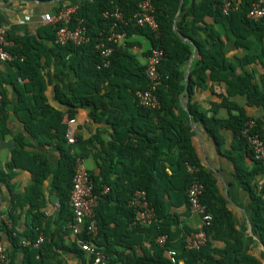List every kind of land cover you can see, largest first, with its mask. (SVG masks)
<instances>
[{"label":"trees","instance_id":"obj_1","mask_svg":"<svg viewBox=\"0 0 264 264\" xmlns=\"http://www.w3.org/2000/svg\"><path fill=\"white\" fill-rule=\"evenodd\" d=\"M141 1L143 0H94L93 2L86 0L73 15L71 23L72 27H75L79 20L84 22L90 38L87 45L81 47L73 44L65 47L54 45L55 34L60 27L57 25L51 26L50 46H44L42 55L40 52L38 55L30 54L33 47L27 50L29 52H16L19 58L15 62L16 79L28 78L31 82L28 90L38 88L31 99L32 108L26 122L27 131L36 137L39 135L38 132L46 131L50 135L51 131L56 129L52 137L59 141L58 149L62 163L55 175L57 179L63 180L68 185L66 202L70 204L75 160L71 153L73 151L76 156L78 155L76 154L77 144L69 146L67 143L69 122L74 118L78 108L91 109L90 115L95 121L100 115L112 119L114 137L110 145L111 151H106L105 167L110 165L115 168L116 162H122V172L115 181L108 178V170L105 167L99 176L91 175L94 192L100 199L96 215L98 234L94 239L85 232L80 236L97 249L102 246L100 241L103 239L104 253L108 257L107 264H172L167 251L178 249L174 241L179 238V233L181 234L182 231L178 228L180 216L170 210L183 205L190 210L188 190L195 180L203 184L202 202L207 206L208 213L213 216L212 226L207 230L209 243L201 251H187L184 248L182 236L177 240L181 246L180 250H177L178 260H183L186 264H263L262 260L247 255L243 251L244 240L236 230L233 215L225 208L219 195L216 179L202 166L192 144L191 134L177 111L180 107L181 95L186 91L189 97L190 113L195 118L204 120L212 136L218 138L220 129L227 128L232 130L247 147L241 132L249 120L238 106L224 99L223 105L229 110L230 119L213 118L207 121L204 119V114L198 111V106L191 103L194 88L210 77L212 81L226 83L229 86V96L234 94L246 96L249 105L264 104V98L258 94L251 79L237 77L232 72V68L226 65L224 48L220 39L213 34L208 35L209 42L201 37L200 32L205 30L200 24H203L205 17L214 16L217 20L228 23L238 21L247 32V28L257 30L264 21L254 22L248 18L254 0H242L240 10L229 15L222 13L218 0H203L201 5H193L177 23L180 33L197 48V58L193 62L190 81L186 86L182 68L191 60L193 46L181 39L174 30V20L180 0H151L156 9L161 37L155 39L149 30L132 23L121 26V29L127 32L128 40L124 45L113 46L110 66L99 69L101 57L96 46L106 38L113 24V20L104 18V13L119 9L129 20L136 14ZM233 33L238 32L233 30ZM134 35L146 36L151 42V49L158 48L164 53L159 68V78L155 83L156 95L160 102V108L156 110L142 108L137 101L136 92L147 90L149 82L145 77L146 65L143 66L138 57L132 53L135 44L130 41V38ZM150 51L145 55L148 56ZM49 54L59 61L58 64L62 68L73 69L77 78L75 84H70L68 92L62 91L58 95L61 103L68 108L66 116L49 110L46 105L44 96L46 85L39 74L38 60L43 56L48 58ZM22 57H25L23 62L20 61ZM13 84L16 86L15 83ZM20 101L26 102L27 98L21 97ZM120 104H125L130 109L120 108ZM232 112H237L238 115H232ZM122 116L128 119L115 121ZM44 119L45 122H49V126L45 124ZM64 120L65 124H63ZM22 150H24L23 144L18 143L13 152L11 169L20 166ZM32 161L35 162L33 159ZM137 161L139 164L134 166ZM166 163L172 167L170 171L165 166ZM46 172L41 167L38 171H34L37 181L40 182V178H45ZM246 182L248 184L247 180ZM104 186H108L110 192L102 195ZM137 190L147 193L149 204L155 210L159 220L158 224L147 228L132 227L135 214L128 207V203ZM253 201V207L257 213V229L261 232L264 243V215L262 214L264 195L258 196L253 192ZM113 203H116L114 205L116 215L109 216L107 213L111 210ZM119 212L125 213L123 215L125 222L117 218ZM116 223L121 225L115 228L117 231L112 228V225ZM3 228L8 227L3 226ZM118 231H123L125 236L130 238L142 235V239L137 244L142 245L148 242L154 250V257L132 258L130 255L114 252L107 242L113 237L112 234L118 238ZM8 234L13 247L21 249V241L14 237L11 231ZM162 235H167L168 238L164 248L156 243V239ZM210 240H222L227 243V247L220 251H213L209 246ZM126 246L128 249H133L132 244H126ZM22 249L27 254V264H34L36 257L41 255L39 251L41 249L36 251L32 246ZM81 252L85 253L82 250Z\"/></svg>","mask_w":264,"mask_h":264},{"label":"crops","instance_id":"obj_2","mask_svg":"<svg viewBox=\"0 0 264 264\" xmlns=\"http://www.w3.org/2000/svg\"><path fill=\"white\" fill-rule=\"evenodd\" d=\"M85 1L0 0V26L7 29L9 51L18 57L16 52H29L27 50L33 47L30 54L38 55L40 52L42 55L44 46H50L49 37L52 35V25L45 22L44 16L50 14L55 17L68 8L78 9ZM202 2L203 0H180L174 20V30L178 32L180 38L182 34L177 28V23L193 5H201ZM200 26L205 30L200 32L202 38L208 40V35L213 34L220 39L226 65L232 68V72L237 77H249L258 94L264 98V23L255 31L247 28L245 32L238 21L228 23L209 16L204 18ZM233 30L238 33L234 34ZM183 40L193 46V56L188 65L182 68L185 81L188 69L190 68L191 71L193 62L197 58V48L185 37ZM130 41L135 44L132 53L145 66L148 58L145 54L151 49L150 40L144 35H134ZM15 62L0 66V90L4 95L3 106L0 108V206L10 224L9 228L2 227L1 235L9 256L8 264H27V254L22 249L23 246L21 249L13 247L9 231L21 243L27 241L33 244L40 237L44 238L41 250L35 249L39 250L41 255L36 257L34 264H93V258L81 252L77 243L79 236H76L72 230V211L69 202H66L68 185L63 180L57 179L55 175L62 163L58 149L59 141L52 137L56 129L51 131L50 135L46 131L38 132L39 135L36 137L27 131L26 122L32 108L31 99L38 88L28 90L31 85L28 78L16 79ZM38 62L39 74L46 85L44 91L46 105L49 110L66 116L68 108L61 103L58 95L62 91L68 92L70 84L77 82L74 70L62 68L58 64L59 61L50 54L48 58L41 57ZM228 90L229 86L226 83L215 82L208 77L194 88L191 103L198 106V111L204 114V119L207 121L213 118L228 120L231 114L223 105L224 99H227L229 103L238 106L249 121L255 120L257 131L264 137V104L249 105L246 96L237 94L229 96ZM21 97L27 98V101L21 102ZM180 99L177 113L191 134L192 144L202 166L216 179L219 195L225 208L232 213L236 230L244 240L243 251L262 260L264 264V243L261 232L257 229V213L253 207V192L258 196L264 195V161L256 162L246 145L230 129H220L218 138L212 136L204 120L195 118L190 113L186 91ZM119 107L130 109L125 104H120ZM90 114L91 109H76L72 119L75 122L68 126L67 134L71 133L75 137L76 154L85 160L90 174L99 176L105 167L106 151H111L114 130L111 126V118L100 115L95 121ZM232 115L238 113L232 112ZM127 119L122 116L115 121ZM45 124L49 126V122ZM18 143L23 144L24 147L19 160L20 166L11 169L13 152ZM121 164L122 162H116L115 168L110 165L105 167L111 181L117 180L121 174ZM138 164L137 161L134 166ZM165 166L169 171L172 169L169 163ZM40 167L43 171H47V174L45 178H40L39 182L34 171H38ZM9 176L11 179H7ZM246 180L248 184L245 183ZM115 204H112L111 210L107 213L109 216L116 215ZM170 212L180 216L179 222L184 232L187 230L196 232L200 228L201 218L192 214L185 205L172 208ZM262 214L264 215V211ZM123 215L125 213L119 212L117 218L125 222ZM119 226L121 225L116 223L112 228L115 230ZM183 231L179 233V238L183 236ZM112 235L107 245L114 252L130 255L132 258L154 257V250L148 242L137 244L142 239V235L130 238L125 236L123 231H118V238ZM179 238L174 241L178 248L175 250L177 253L181 248L180 242L177 241ZM100 244L102 246L98 250L104 253L103 239ZM126 244H132L133 249H128ZM209 246L213 251H220L227 247V243L222 240H210ZM178 264L186 263L180 260Z\"/></svg>","mask_w":264,"mask_h":264},{"label":"built area","instance_id":"obj_3","mask_svg":"<svg viewBox=\"0 0 264 264\" xmlns=\"http://www.w3.org/2000/svg\"><path fill=\"white\" fill-rule=\"evenodd\" d=\"M93 2L94 0H88ZM242 0H218L219 7L224 15L237 12L240 10ZM76 8H68L53 17L50 14L44 16L45 22L52 26L60 25L55 34L54 45L65 47L73 44L77 47L87 45L90 38L87 34V27L82 20L72 27V17L76 13ZM104 18L113 20L111 29L107 32L106 38L103 39L96 49L100 52L101 62L98 68H108L111 64V56L115 45H124L128 40V34L121 26H128L130 23L140 28L149 30L155 39L161 37V28L156 16V9L151 0H143L139 3L138 10L133 18L126 19L123 12L119 9L107 11ZM248 18L254 22L264 21V0H254L252 8L248 13ZM10 43L8 41V32L4 26H0V66L10 64L19 58L9 51ZM164 53L158 48H152L145 69V77L149 82V87L145 91H137L136 97L140 107L156 110L160 108V102L156 95V81L159 78V68L162 64ZM24 59L20 58L23 62ZM4 102V96L0 90V108ZM75 120H71L69 125ZM242 138L247 144L252 157L256 162L264 161V137L257 131L255 120L248 121L241 132ZM67 143L73 146L76 143L75 137L67 134ZM74 160V175L72 180V191L70 197V207L73 214L72 230L76 236H79L77 243L80 249L93 258V264H107L108 257L105 253L99 251L92 244L81 239L82 233H86L90 238L94 239L98 234L97 210L99 208V196L94 192V183L91 174L85 165V160L71 153ZM190 170V169H189ZM191 171V170H190ZM110 192L108 186L103 187L102 195ZM264 192V189H263ZM204 186L195 180L188 190L190 212L201 218V225L196 232H184L182 224L178 228L184 232V248L187 251H201L209 243L207 230L212 226L213 216L208 213L207 206L202 202ZM128 207L134 211L135 217L132 227L147 228L154 224H158L159 220L155 210L150 206L147 193L143 190H137L131 197ZM10 227L8 220L2 213L0 206V264H8L9 256L6 246L3 242L2 227ZM167 235L159 236L156 243L164 248L167 244ZM44 238L40 237L35 243L27 241L22 242L23 247L32 246L34 249H40L44 242ZM167 256L172 264H178V254L175 250L167 251Z\"/></svg>","mask_w":264,"mask_h":264},{"label":"water","instance_id":"obj_4","mask_svg":"<svg viewBox=\"0 0 264 264\" xmlns=\"http://www.w3.org/2000/svg\"><path fill=\"white\" fill-rule=\"evenodd\" d=\"M176 33H178V32L176 31ZM181 38L184 39V37L182 35H181ZM190 73H191V71H190V68H189L188 71H187L186 77H185L186 86H188L189 81H190ZM185 108H187V104H185Z\"/></svg>","mask_w":264,"mask_h":264}]
</instances>
